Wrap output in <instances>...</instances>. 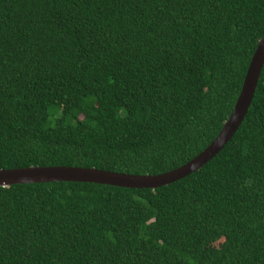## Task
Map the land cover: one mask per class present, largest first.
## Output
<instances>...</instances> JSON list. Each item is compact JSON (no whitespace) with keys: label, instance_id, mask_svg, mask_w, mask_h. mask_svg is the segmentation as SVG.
<instances>
[{"label":"trees","instance_id":"obj_1","mask_svg":"<svg viewBox=\"0 0 264 264\" xmlns=\"http://www.w3.org/2000/svg\"><path fill=\"white\" fill-rule=\"evenodd\" d=\"M263 36L264 0H0V170L184 166ZM0 264H264V66L235 136L180 181L0 188Z\"/></svg>","mask_w":264,"mask_h":264},{"label":"water","instance_id":"obj_2","mask_svg":"<svg viewBox=\"0 0 264 264\" xmlns=\"http://www.w3.org/2000/svg\"><path fill=\"white\" fill-rule=\"evenodd\" d=\"M264 66V36L254 53L245 80L234 106L219 135L196 158L184 166L159 175H132L77 167H30L17 170H0V188L18 184L52 182L90 183L126 189L156 190L171 185L199 171L215 158L235 136L251 107Z\"/></svg>","mask_w":264,"mask_h":264},{"label":"rangeland","instance_id":"obj_3","mask_svg":"<svg viewBox=\"0 0 264 264\" xmlns=\"http://www.w3.org/2000/svg\"><path fill=\"white\" fill-rule=\"evenodd\" d=\"M215 246H217V245H215Z\"/></svg>","mask_w":264,"mask_h":264}]
</instances>
